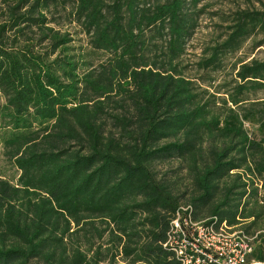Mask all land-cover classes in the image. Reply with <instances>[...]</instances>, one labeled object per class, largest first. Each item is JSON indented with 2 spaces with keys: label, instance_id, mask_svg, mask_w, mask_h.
I'll return each mask as SVG.
<instances>
[{
  "label": "trees",
  "instance_id": "trees-1",
  "mask_svg": "<svg viewBox=\"0 0 264 264\" xmlns=\"http://www.w3.org/2000/svg\"><path fill=\"white\" fill-rule=\"evenodd\" d=\"M41 3L18 0L0 25V150L19 172L14 182L0 175V264H102L104 237L113 249L106 264H180L167 241L186 205L198 221L217 216L236 226L253 218L241 230L254 236L249 261L264 263V230L251 231L259 214L246 210L258 187L245 177L264 174V136H248L249 113L218 115L178 72L193 28L186 0H75L90 48L106 55L97 66L69 53L71 38L45 25ZM260 30L264 11L237 10L200 66L213 68ZM147 31L166 37L160 67L145 55ZM260 46L264 39L253 49ZM260 87L264 58L241 60L228 101L239 106ZM109 104L127 107L111 115L114 130L104 120ZM160 158L186 162L190 203L157 177ZM223 179L230 182L220 188ZM204 210L210 216L200 219Z\"/></svg>",
  "mask_w": 264,
  "mask_h": 264
},
{
  "label": "rangeland",
  "instance_id": "rangeland-1",
  "mask_svg": "<svg viewBox=\"0 0 264 264\" xmlns=\"http://www.w3.org/2000/svg\"><path fill=\"white\" fill-rule=\"evenodd\" d=\"M28 4H32L36 0H27ZM46 4L42 13L46 18V26L52 27L61 33H68L71 38L69 53L76 58H86L91 61L94 66L106 59V55L102 52L92 51L89 46V37L84 34V27L81 22H77L75 19V13L73 10L75 0H39ZM18 0H0V25L7 21L9 17V7H13L17 4ZM240 9L258 10L264 11V0H200L195 2L194 0H186L184 5V12L189 24L193 27L189 36L185 40V48L181 57L176 61V68L178 72L186 79L192 80L195 83V87L198 93L202 96V100L206 101L212 109L221 117H225L229 113V109L233 108L239 115L249 113V119L251 121H243V128L248 133L251 139L259 140L264 136V127L261 126V116L264 115V87H260L257 90L249 89L246 93V97L249 100L243 102L239 106H234L228 101L227 91L233 93V87L235 85V73L239 67V61H249L251 58L262 59L264 58V47L260 46L253 49L254 44L264 39V30H260L258 35L248 40L237 51H224L220 55V61L213 68H202L200 61L206 59L211 49L218 44H221L227 37L228 27L231 25L234 13ZM37 16V15H36ZM31 37H37L40 32L37 28H33L32 32H29ZM165 36L155 31H147L146 39L148 46L145 49V55L149 62H155L157 66H161L164 61L163 46ZM255 38V39H254ZM200 87V88H199ZM0 103H3V99H0ZM106 115L104 120L106 122V128L114 130V123L111 119V115L125 114L127 107L120 109L110 104L105 108ZM125 111V112H124ZM251 114V117H250ZM256 121V122H255ZM216 142L222 144L225 139L219 136ZM212 143V141L210 142ZM205 149V148H204ZM253 157L259 155L257 152H246ZM209 160V155L205 151L202 155V160ZM153 170L157 174L158 178L163 179L172 187L173 191L182 196V203L189 201V198L195 193V188L192 184L191 177L187 170V164L185 161H180L176 158H160L153 163ZM19 172L13 166L8 155L0 150V175L15 181ZM254 182V186L258 187L257 198L249 200V204L246 205V210H253L259 214L258 218L254 221L257 222L258 229L251 231L257 232L264 230V179L262 182L258 181L259 177L264 178V174L246 176ZM245 178V179H246ZM260 179V178H259ZM229 183L228 179H223L219 186L223 187L224 184ZM221 192L218 190L216 197H221ZM259 200V202L255 201ZM190 203V202H188ZM210 214L204 210L201 213L200 219L209 217ZM253 221V218H248L240 222L235 226V229H244ZM99 226L98 222L96 224ZM108 237H104L103 254L100 257L103 259L102 264H106L111 261L113 255V249L110 248ZM100 243L99 240L96 241ZM95 245V246H96ZM106 247V248H105ZM107 249H110L109 251ZM119 257V256H118ZM118 257L114 260L118 261ZM255 263H258L257 261Z\"/></svg>",
  "mask_w": 264,
  "mask_h": 264
},
{
  "label": "built area",
  "instance_id": "built-area-1",
  "mask_svg": "<svg viewBox=\"0 0 264 264\" xmlns=\"http://www.w3.org/2000/svg\"><path fill=\"white\" fill-rule=\"evenodd\" d=\"M191 205L181 206L170 223L167 244L180 264H256L249 261L254 236L212 216L198 221Z\"/></svg>",
  "mask_w": 264,
  "mask_h": 264
},
{
  "label": "water",
  "instance_id": "water-1",
  "mask_svg": "<svg viewBox=\"0 0 264 264\" xmlns=\"http://www.w3.org/2000/svg\"><path fill=\"white\" fill-rule=\"evenodd\" d=\"M256 264H264V263H262V262H258V263H256Z\"/></svg>",
  "mask_w": 264,
  "mask_h": 264
}]
</instances>
